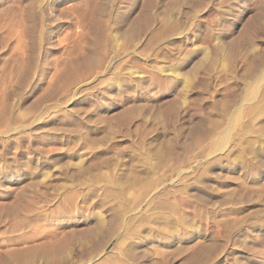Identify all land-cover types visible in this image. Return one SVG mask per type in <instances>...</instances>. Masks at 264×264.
Instances as JSON below:
<instances>
[{"label": "rangeland", "instance_id": "374dc122", "mask_svg": "<svg viewBox=\"0 0 264 264\" xmlns=\"http://www.w3.org/2000/svg\"><path fill=\"white\" fill-rule=\"evenodd\" d=\"M101 8L107 53L118 58L117 69L98 75L95 84L80 76L59 93L68 69L96 40L92 30ZM154 75L163 83L148 92ZM89 98L97 104H80L93 111L88 110L93 122L85 132L56 131L54 116ZM73 114L80 123L82 115ZM262 153L264 0H0V264H9V251L60 247L85 215L100 217L110 207L128 212L132 204L157 196L156 213L139 215L145 217L143 228L127 237L121 232L114 248L103 251L110 264L264 261V237L256 240L264 236V160H257ZM200 158L227 163L215 173L223 177L213 183L221 193L190 187V166ZM242 162L248 171L236 168ZM39 208L49 216L28 225ZM15 221L25 224L22 230L10 228ZM137 238L160 241L143 247L148 260L132 256L131 239ZM109 239L98 237L88 251L75 245L60 249L57 262L40 257L32 264H87Z\"/></svg>", "mask_w": 264, "mask_h": 264}, {"label": "bare ground", "instance_id": "6f19581e", "mask_svg": "<svg viewBox=\"0 0 264 264\" xmlns=\"http://www.w3.org/2000/svg\"><path fill=\"white\" fill-rule=\"evenodd\" d=\"M33 2V1H32ZM102 2V1H101ZM33 5V4H32ZM98 6V5H97ZM109 7V6H108ZM45 8V7H44ZM48 8V7H47ZM94 8H95V6H94ZM46 9V8H45ZM44 9V10H45ZM46 11V10H45ZM107 11V10H106ZM94 13V12H93ZM109 14V13H108ZM111 14V13H110ZM120 14V13H119ZM45 15H46V13H45ZM45 15H43L44 17H46ZM117 15V14H116ZM49 16V15H48ZM94 16H95V13H94ZM49 17H52V15L51 16H49ZM104 17V11H103V8H101L100 9V11H99V13H98V15H96V24H95V26H94V28H93V30H92V32H93V34H94V38L96 39L94 42H93V44H89V46H90V49L85 53V56H84V58L81 60V61H79V62H75V64H73L69 69H68V71L66 72V74H65V76L63 77L64 78V80H62L63 82L61 83L62 84V86H59V85H57L58 87L56 88V91H59V93L61 92V91H67L68 90V87L71 85V84H75L76 83V80L81 76V78H82V80H83V82H85V83H87V81H88V83H93L94 81H95V79L96 78H98V75H100V74H102V76H103V73H105V72H107V71H109L112 67H115L116 66V64H117V62H116V64H115V66H114V58H116V57H111V56H109L108 55V53H109V50L106 48L107 47V44H106V42H105V37H106V34H105V30H104V27H103V20H102V18ZM55 18V17H54ZM116 18H118V17H116ZM45 19V18H44ZM48 19V18H47ZM120 19V18H119ZM132 19V18H131ZM54 20H56V19H54ZM58 20V19H57ZM60 20V19H59ZM107 20V19H106ZM118 20V19H117ZM121 21V20H120ZM93 22H94V20H93ZM119 22V21H118ZM106 23H107V21H106ZM105 23V24H106ZM110 24V22L108 23V25ZM108 25H106V26H108ZM110 26V25H109ZM108 26V27H109ZM127 26V25H126ZM124 28V27H123ZM89 29V28H88ZM125 29V28H124ZM110 30V29H109ZM109 32V31H108ZM233 38V37H232ZM93 39V38H92ZM230 43V42H229ZM88 44V43H87ZM87 46V45H86ZM239 46V45H238ZM85 47V46H84ZM109 47V46H108ZM107 50H108V53H107ZM110 54V53H109ZM114 54V53H113ZM112 55V54H111ZM80 56L82 57V55L80 54ZM116 56V55H115ZM118 57V56H117ZM80 58L78 57V60H79ZM117 60H118V58H116ZM74 61H77V60H74ZM72 64V63H71ZM116 68V67H115ZM145 68V67H144ZM117 69V68H116ZM112 71H114L113 69H112ZM111 71V72H112ZM160 72V71H159ZM63 73V72H62ZM113 73H115V72H113ZM122 73V72H121ZM121 73H120V75H121ZM125 73V72H124ZM116 74V73H115ZM154 74V73H153ZM156 74H157V72H156ZM105 75V74H104ZM117 75V74H116ZM119 75V74H118ZM126 75H128V74H126ZM139 75H140V73H139ZM145 75V74H144ZM162 75V74H161ZM60 76H62V75H60ZM101 76V75H100ZM122 76V75H121ZM142 75H140V77H141ZM150 76H153V75H150ZM159 76V75H158ZM158 76H156V75H154V77L153 78H151V82L148 84V85H146V89H147V91L149 90V89H152V88H154L156 85H159L160 83H163L162 81H163V78H161V76L160 77H158ZM59 77V76H58ZM115 77V76H114ZM118 77V76H117ZM62 78V79H63ZM101 78V77H100ZM119 78V77H118ZM130 78V77H129ZM59 79V78H58ZM124 79V78H123ZM131 79V78H130ZM169 79V77L166 79V80H168ZM136 80V79H135ZM165 80V79H164ZM165 80V81H166ZM78 81V80H77ZM99 81V80H98ZM128 81V80H127ZM131 81V80H130ZM137 81V80H136ZM61 82V81H60ZM103 82V81H102ZM102 82L100 83L101 85H102ZM124 82H125V80H124ZM81 83V82H80ZM97 83H99V82H97ZM96 83V85H98ZM172 82H170V81H167V86L169 87V89H171V92H173L172 91V89H173V84H171ZM93 84H95V83H93ZM92 84V85H93ZM105 84H106V82H105ZM128 84H129V81H128ZM131 84V83H130ZM146 84V83H145ZM145 84H144V86H145ZM164 84H166V83H164ZM88 85V84H87ZM95 85V86H96ZM100 85V86H101ZM104 85V84H103ZM132 85V84H131ZM137 85V84H136ZM78 87H84L85 86V84L84 83H82L81 85H77ZM89 86V85H88ZM99 86V85H98ZM97 86V87H98ZM99 86V87H100ZM143 86V87H144ZM53 87H55V86H53ZM71 87V86H70ZM98 87V88H99ZM140 87V86H139ZM166 87V86H165ZM75 88V87H74ZM80 88H78V89H80ZM92 88H93V86H92ZM91 88V89H92ZM78 89H76L75 91H73L75 94L76 93H78L77 91H78ZM96 89V88H95ZM136 89V88H135ZM72 90H73V88H72ZM84 90V89H83ZM98 90V89H97ZM127 90V89H126ZM71 91V90H70ZM85 91V90H84ZM84 91H81V92H84ZM92 91H95V90H92ZM112 90L110 89V88H104V90L102 91L103 93H104V95H108L109 94V96H111V92ZM128 91V90H127ZM126 91V93H128ZM69 92V91H68ZM80 92V91H79ZM87 92V91H86ZM137 92V91H136ZM149 92V91H148ZM67 93V92H66ZM70 93V92H69ZM101 93V92H100ZM130 93V92H129ZM70 94H73L72 93V91H71V93ZM74 94V95H75ZM81 94H83V93H81ZM85 94V93H84ZM132 94H133V92H132ZM131 94V95H132ZM173 94V93H172ZM176 94V93H175ZM79 95V94H78ZM113 95V94H112ZM123 95V92H117L116 93V96H117V98L118 97H121ZM65 96V95H64ZM71 96V95H70ZM79 96H81V95H79ZM79 96H77V97H79ZM93 96V95H92ZM115 96V97H116ZM173 96V95H172ZM175 96V95H174ZM67 97H69V96H67ZM105 97H107V96H105ZM114 97V96H113ZM114 97V98H115ZM136 95H132L130 98H135L136 99ZM66 98V97H65ZM76 98V97H75ZM71 99H73V97L71 98ZM121 99H122V97H121ZM103 100V99H102ZM120 100V99H119ZM69 101H70V99H69ZM69 101L67 102V103H69ZM73 101V100H72ZM87 103L90 107H92V109L94 108L93 107V103H94V105L96 106V101L93 99V98H89V99H83V100H81V101H79V102H77L76 101V103H73L72 102V105L70 106V108L69 107H66V106H68V105H66L65 106V109H63V110H61V112L58 114V115H55L54 116V118L59 122V125L57 126V124H56V126H57V128L58 129H56V127H55V129H56V131H59V132H71V133H74L75 135H78V136H81L80 134H83L84 132H85V129L88 127V126H86L85 124H87V122L90 120V122L92 121L93 122V120H91L90 118H91V116H92V110H90V109H88V108H86L87 110H83L82 108H83V106H82V108L80 107V104H83V103ZM102 102H104V101H102ZM132 102V101H131ZM138 103H139V101H138ZM124 104V103H123ZM127 104V103H126ZM101 105V104H100ZM123 106V105H122ZM131 106V105H130ZM129 106V107H130ZM134 106H135V104H134ZM64 107V106H63ZM62 106H61V108H63ZM101 107V106H100ZM143 107V109H144V106H142ZM133 108V107H132ZM152 108V107H151ZM124 109V108H123ZM130 109V108H129ZM136 108H134V110H135ZM92 111V112H89V111ZM96 111V110H95ZM94 111V112H95ZM73 112H76V116H78V115H82L81 116V121H80V123H82V124H80L79 122H77L75 119H74V117H75V114H73L72 115V113ZM168 112V111H167ZM21 113V112H20ZM97 113V112H96ZM19 114V113H18ZM95 114V113H94ZM99 114V113H98ZM97 114V115H98ZM51 116V115H50ZM20 117V116H19ZM22 117V116H21ZM114 117V116H113ZM122 117L123 118H126L125 116H123L122 115ZM8 118V117H7ZM122 118V119H123ZM21 119V118H20ZM23 119V118H22ZM102 119V118H101ZM121 119V118H120ZM5 120H7V119H5ZM11 120V119H10ZM47 120V119H46ZM84 120H86V121H84ZM104 120V119H103ZM103 120H102V122H103ZM76 121V122H75ZM108 121V120H107ZM75 122V123H74ZM98 122V121H97ZM28 123H30V122H28ZM39 122H37V124H38ZM101 123V122H100ZM111 123V122H110ZM26 124V123H25ZM36 124V123H35ZM74 124H75V126H74ZM91 124H94V123H91ZM97 124V123H96ZM46 125V126H45ZM47 125H48V122L46 121V122H44V126L45 127H47ZM103 125V124H102ZM98 126V125H97ZM100 126V125H99ZM34 127V126H33ZM37 127V126H36ZM93 127H95V126H93ZM23 128V127H22ZM28 128V127H27ZM29 128H31L30 126H29ZM26 129V128H25ZM24 129V130H25ZM35 129V128H34ZM33 129V130H34ZM48 129H50V128H48ZM47 129V130H48ZM54 129V128H53ZM33 130H31L32 131V133H34L33 132ZM37 130V129H36ZM41 130L43 131L44 129H42L41 128ZM88 130V129H87ZM86 130V133L88 132ZM94 130V129H93ZM39 131V130H38ZM44 131H46V129L44 130ZM28 132V131H27ZM51 132H54V131H51ZM9 133V132H8ZM16 133V132H15ZM35 133H39V132H36L35 131ZM98 133V132H97ZM25 134V133H24ZM31 134V133H30ZM90 134H91V132H90ZM89 134V135H90ZM99 134V133H98ZM12 135V134H11ZM7 136H8V134H7ZM22 136V135H21ZM21 136H18V137H21ZM25 136V135H24ZM11 137V136H10ZM26 137V136H25ZM36 137V136H35ZM15 138V137H14ZM13 138V139H14ZM17 138V137H16ZM29 138V137H28ZM33 138V137H32ZM19 139V138H18ZM22 138H20V140H21ZM89 139H90V137H89ZM17 140V139H16ZM20 140H18V141H20ZM26 140V139H25ZM179 142V141H178ZM53 148V147H52ZM50 149V148H49ZM52 151V150H51ZM54 151H57V149L56 150H54ZM53 151V152H54ZM68 153H69V151L70 150H66ZM58 152V151H57ZM56 152V153H57ZM61 152V151H60ZM259 155V154H258ZM48 156V155H47ZM69 156V155H68ZM214 156V155H213ZM59 157V156H58ZM61 157V156H60ZM63 157V156H62ZM65 157V156H64ZM70 158H71V156H70ZM201 159V158H200ZM204 159V158H203ZM205 159H206V157H205ZM210 159V158H209ZM47 160H48V158H47ZM59 160V159H58ZM197 160V159H196ZM208 160V159H207ZM221 160V159H220ZM258 162H261L262 163V161L264 160V153H262L261 155H259L258 156ZM50 161V160H49ZM52 161V160H51ZM64 161H65V159H64ZM66 161H67V159H66ZM202 161H204V160H202L201 159V161H194L193 162V164H191V166H190V187L192 188V190H194V191H196V192H202L203 190H209V191H211L212 193H213V195H217L218 193H221V191L220 192H218L217 190H218V188H217V190H215V188H214V186H213V183H215L216 181H218L219 179H221V177H219V174H218V176L215 174L216 173V171L217 170H222V169H226L227 168V163L225 164V165H223V164H221L220 162H217V159L216 160H209V161H205V163H202ZM222 161V160H221ZM57 162V161H56ZM59 162V161H58ZM59 163H61V162H59ZM66 163H69V161L68 162H65L64 164H66ZM61 164H63V162L61 163ZM60 164V165H61ZM63 164V167L65 166ZM70 164V163H69ZM68 164V165H69ZM247 164H248V162H242V163H239L237 166H236V168L238 169V170H240V171H243V172H246V171H248V170H246L248 167H247ZM59 165V164H58ZM59 165V166H60ZM72 165V164H71ZM235 166V165H234ZM249 166V165H248ZM55 168H58V166L56 167L55 166ZM63 168L61 167V170H62ZM206 170H210V171H212L210 174H206V173H204ZM186 172V171H185ZM220 172V171H219ZM204 174V175H200V174ZM241 174V173H240ZM223 178V177H222ZM234 178V177H233ZM251 179V178H250ZM60 181V180H59ZM222 181V180H221ZM52 184V183H51ZM51 184H50V187H51ZM55 184V183H54ZM61 185H62V183H60ZM64 184V183H63ZM68 184V183H67ZM57 184H55V186H56ZM64 185H66V184H64ZM48 186V185H47ZM53 186V185H52ZM55 186H53L54 188H55ZM63 186V185H62ZM49 186L47 187V188H50ZM60 188H62L61 186H59ZM58 187V188H59ZM216 187V186H215ZM54 188H52V189H54ZM111 188V187H110ZM52 189H48L50 192H52L53 194H54V192L52 191ZM56 191H57V188L55 189ZM67 190L69 191V189L67 188ZM103 190H105V188L103 189ZM110 190V189H109ZM254 190V189H253ZM252 190V191H253ZM67 191V192H68ZM117 191V190H116ZM48 192V191H47ZM113 192V191H112ZM156 192V191H155ZM58 193V192H57ZM66 193V192H65ZM73 193H74V191H73ZM97 193H98V191H97ZM109 193V192H108ZM207 193V192H206ZM59 194V193H58ZM98 194H100V192L98 193ZM98 194H96V195H98ZM106 194V193H105ZM112 194H115V192L114 193H112ZM165 194V193H164ZM73 194H69V193H67V198H72V197H75V196H72ZM75 195V194H74ZM118 195V194H117ZM121 195H122V193H121ZM157 195V194H156ZM168 195V194H167ZM212 195V194H211ZM221 195V194H220ZM44 196H45V193H44ZM55 196V195H54ZM129 196V195H128ZM147 196H150V195H147ZM161 196H163V194L161 195ZM223 196V195H222ZM63 197V196H62ZM120 197V199H121V196H119ZM156 197V196H155ZM159 197L160 196H157L156 198H154V197H148L146 200H141V202H139L138 201V203H134V205L132 204V206H134L133 208H131V206H129L130 207V210L128 211V212H118V211H116V209H118V208H115V209H111V207L110 208H108L107 209V212L106 213H103V215L102 216H96V215H85V217L84 218H82L81 220H80V222L78 223L79 225H80V228H78V229H73L72 228V230H68L67 231V233L69 232L70 234L69 235H65L66 236V238H64V237H62V240H63V238H64V241H63V243H62V245H60V247L58 246H56L57 248H55V246H54V244H53V246H49V247H43V246H39V247H37L36 246V248L34 247V248H31V247H28V248H30V249H26V250H22V251H17V250H13V251H9L7 254H8V260H6V258H5V260L6 261H9L8 263L10 264V263H13V264H32L33 262H34V260H36V259H38V258H40V257H46L47 259H49V260H51V261H53V262H57L58 260H59V256H61V255H59V252L61 251L60 249H63V248H67V247H69L70 248V246H72V245H75V246H77V247H81L83 250H91L93 247V245H94V241L95 240H97V238L98 237H100V238H105V237H109L110 239H109V241L107 242V243H105L104 245H103V247H102V249H101V252L100 253H97V254H93L91 257H90V259L87 261V264H110V262H109V260L108 259H105L104 258V256H103V251H106V250H108L110 247H111V249H113L114 248V239H118V235L122 232V234H124V236H128V233L129 234H131V233H134V232H136L139 228H143V226H142V224L145 222L144 220H145V217H144V219H143V217H142V219H141V216H139L141 213H149V212H154V210H156V208L159 206V201H158V199H159ZM164 197V196H163ZM166 197V196H165ZM214 197V196H213ZM51 198V197H50ZM49 197H48V199H50ZM54 198V197H53ZM76 198V197H75ZM75 198L73 199V200H75ZM169 198V197H168ZM43 199V198H42ZM45 199H47V198H45ZM47 199V200H48ZM58 199H59V197H58ZM122 199H123V197H122ZM247 199L248 200H250L248 197H247ZM57 200V199H56ZM63 199H61L60 201H62ZM124 200V199H123ZM128 200H129V198H128ZM157 200V201H156ZM159 200H161V199H159ZM162 200H164V199H162ZM221 200H223V199H221ZM226 200V199H225ZM252 200V199H251ZM15 201V200H14ZM45 201V200H44ZM64 201H66V200H64ZM70 201H72V200H70ZM130 201V203H131V200H129ZM230 201V200H229ZM40 202V201H39ZM57 202V201H56ZM67 202V201H66ZM69 202V201H68ZM73 202V201H72ZM71 202V203H72ZM112 202H113V200H112ZM3 203V202H2ZM37 203V202H36ZM68 204V203H67ZM118 204V203H117ZM7 205H9V204H7ZM35 205V204H34ZM49 205V204H48ZM54 205V204H53ZM104 206H107L106 204L104 205ZM162 206H163V202H162ZM7 207V206H6ZM15 207V206H14ZM14 207H13V210H14ZM52 207V206H51ZM114 207H118V205L117 206H114ZM120 207V206H119ZM123 207V206H122ZM161 207V206H160ZM11 208V207H10ZM31 208V207H30ZM36 209H37V207H35ZM53 208V207H52ZM107 208V207H106ZM106 208H104V210L106 209ZM159 208V207H158ZM9 209V208H8ZM8 209H7V211H8ZM12 209V208H11ZM16 207H15V211H16ZM40 209V211H42L41 209L42 208H39ZM120 209V208H119ZM262 209V208H261ZM10 210V209H9ZM30 210V209H29ZM48 210V209H47ZM49 210H50V208H49ZM57 210V209H56ZM121 210V209H120ZM160 210V209H159ZM260 210V209H259ZM263 210V209H262ZM1 211H3V210H1ZM1 211H0V214H1ZM40 211H38V212H36V213H34L33 214V216L32 217H30V219H29V221L27 220V224L28 225H30V224H39L41 221H44L45 219H47V217L49 216L47 213H44L43 211L42 212H40ZM53 211V210H52ZM55 211V210H54ZM89 211V210H88ZM255 211V210H254ZM256 211H258V210H256ZM261 211V210H260ZM4 212H6V211H4ZM11 212H12V210H11ZM48 212V211H47ZM50 212V211H49ZM86 212H87V210H86ZM9 212H7V213H5V214H8ZM13 213H15L14 211H13ZM32 213V212H31ZM53 213V212H52ZM57 212H55V214H56ZM154 213H156V212H154ZM264 213V212H263ZM12 214V213H11ZM10 214V215H11ZM51 214V213H50ZM100 214V213H99ZM151 214V213H150ZM255 214H256V212H255ZM13 215V214H12ZM252 215H253V213H252ZM7 216V215H6ZM51 216V215H50ZM54 216V215H53ZM148 216V215H147ZM148 217H150V216H148ZM255 218V217H254ZM263 218V217H262ZM246 219V218H245ZM21 220V219H20ZM26 219H24V221H25ZM251 220H252V218H251ZM23 221V222H24ZM47 221V220H46ZM45 221V222H46ZM115 221H118V224L119 225H117L118 226V229H117V231L113 228L115 225H116V223H115ZM240 221V220H239ZM241 221H242V219H241ZM240 221V222H241ZM245 221V223H246V220H244ZM260 221V220H259ZM50 222V221H49ZM250 222V221H249ZM253 222V221H252ZM257 222V221H256ZM43 223V222H42ZM154 223V222H153ZM11 224V223H10ZM10 224H8V225H10ZM147 224V223H146ZM149 225H150V223H149ZM149 225H148V227H149ZM152 225V224H151ZM154 225H155V223H154ZM153 225V226H154ZM244 225V224H243ZM258 225V224H257ZM263 225V224H262ZM25 226V224H22L21 225V223H18L17 221H15V222H12V224L10 225V228L11 229H18L19 227L20 228H23ZM142 226V227H141ZM237 226V225H236ZM147 227V228H148ZM19 228V229H20ZM27 228V227H26ZM71 228V227H70ZM151 228V227H150ZM241 228V227H240ZM246 229H249V228H246ZM20 230H22V229H20ZM234 230V229H233ZM240 230V229H239ZM10 231H12V230H10ZM17 231V230H16ZM15 231V232H16ZM237 231V230H236ZM235 231V232H236ZM156 232V231H155ZM234 232V233H235ZM65 233H66V231H65ZM260 234V233H259ZM156 235V234H155ZM231 235V234H230ZM258 235V234H257ZM58 236V235H57ZM60 236V235H59ZM133 237V236H132ZM264 236H262V234L261 235H258L257 236V238H256V240H261L262 238H263ZM53 238V237H52ZM51 238V239H52ZM58 238V237H57ZM57 238H56V240H57ZM148 238H149V236H148ZM148 238H147V240H144V239H139V238H137V239H131V243H132V249H131V253H132V256L134 257H136V256H138L139 254H140V257H142L144 260H148L149 258H150V256H149V258H148V256H146V255H144V252H142V249H143V247L147 244V243H150V242H160L158 239H154V240H152V241H148ZM264 239V238H263ZM262 239V240H263ZM47 240V239H46ZM53 240H55V239H53ZM60 240L61 239H58V243L60 242ZM122 242V241H121ZM197 242H198V240H197ZM201 242V241H200ZM202 242H204V241H202ZM210 242V241H209ZM212 242V241H211ZM210 242V243H211ZM52 243H54V241L52 242ZM57 243V244H58ZM196 243V242H195ZM209 243V244H210ZM262 243V242H261ZM56 244V243H55ZM197 244H199V243H197ZM206 244V243H205ZM52 245V244H51ZM64 245V246H63ZM204 245V244H203ZM202 245V246H203ZM206 245H208V243L206 244ZM213 245V244H212ZM259 245V244H258ZM46 246V245H45ZM209 246V245H208ZM33 247V246H32ZM205 247V246H204ZM203 247V248H204ZM251 247V246H250ZM115 248H117V247H115ZM198 248V247H197ZM202 248V247H201ZM205 248H207V247H205ZM21 249V248H20ZM79 249V248H78ZM82 249H79V250H81V251H83ZM94 249V248H93ZM9 250V249H8ZM66 250V249H65ZM67 250H68V248H67ZM146 250V249H145ZM202 250V249H201ZM94 251V250H93ZM112 252H113V250H111ZM110 251V252H111ZM260 252V251H259ZM146 253V252H145ZM148 253V252H147ZM250 253H252V251L250 252ZM257 254H258V252H257ZM260 254V253H259ZM200 255V254H199ZM199 255H198V257H199ZM255 255V254H254ZM108 256V255H107ZM201 256V255H200ZM252 257V256H251ZM1 258V257H0ZM200 258V257H199ZM248 258V257H247ZM124 259V258H123ZM87 260V259H86ZM167 260H169V259H167ZM244 260V259H243ZM5 261V262H6ZM163 261V260H162ZM161 261V262H162ZM172 261V260H171ZM155 262V261H154ZM160 261H158V263H159ZM167 262V261H166ZM165 261H164V263H166ZM169 262H170V260H169ZM247 263H245V264H264V261L263 260H261V259H259V257L258 258H256V257H252V258H249V261H246ZM82 263V262H81ZM127 263V262H126ZM171 263H173V262H171ZM84 264V263H83ZM114 264H124V262H123V260L121 259V260H115V263ZM168 264V263H167ZM237 264H243V262H240V261H238L237 262Z\"/></svg>", "mask_w": 264, "mask_h": 264}]
</instances>
